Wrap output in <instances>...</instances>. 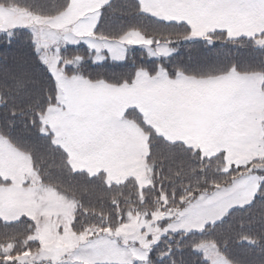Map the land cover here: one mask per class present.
Listing matches in <instances>:
<instances>
[{
	"label": "snow or ice",
	"instance_id": "1",
	"mask_svg": "<svg viewBox=\"0 0 264 264\" xmlns=\"http://www.w3.org/2000/svg\"><path fill=\"white\" fill-rule=\"evenodd\" d=\"M6 2L12 0H0V4ZM218 3L227 8L244 6L251 11L255 23L245 35L253 41L254 47L264 50V0H218ZM136 7L141 13L148 12L145 0H136ZM115 11L112 0H68L55 18L43 19L36 15L18 20L13 10L0 7V16L8 17L7 26L0 24V39L4 40L0 43V64L6 63L4 57L16 42L17 30L24 29L30 32V56L34 60L32 72L0 75V145L18 151L28 161L18 174H9L7 179L0 175V184L6 186L0 189L3 194L0 195V221L28 225L27 235L22 239H17L20 234L16 232L0 236V264H97L99 256L116 248L118 238L125 231L133 230L119 227L124 222L119 212L116 226L110 223L109 214L100 225L86 224L77 228L75 197L56 193L50 185L43 184L39 172L32 166V150H18L6 134L8 130L30 128L53 152L64 155L61 167L71 169L74 174L86 175L90 181L102 180L109 189L114 182L120 183L113 174L111 145L107 137L101 135L95 120L80 118L79 101L73 95L74 88L89 86L90 78L84 79L82 74L67 75L73 69L79 70L85 60L64 54L84 44L97 50L92 63L104 62L105 57L99 54V45L92 38L103 35L102 29ZM148 14L165 23H182L159 14ZM69 23L75 26L69 29L66 27ZM186 23L190 28L181 34L183 42L205 40L210 45L216 43L203 23L194 20ZM45 24L50 27H43ZM54 27L65 30L53 31ZM219 30L225 33V42L239 39L241 35L228 27ZM132 37L149 44L155 39L145 36L139 29H130L119 40L135 42ZM108 47L113 59L122 61L125 58L118 45ZM178 51L167 46L156 52L149 48L150 55L163 53L168 56ZM234 67L220 75L209 73L200 78L177 68L172 82L168 81L164 69V75L149 84L157 90V94L146 101L156 138L166 145L170 155L179 150L199 160V165L190 166L187 173H183V169H170L175 176L183 173L195 178L185 183L178 198L173 192L169 200L168 194L161 191L165 213L158 219L165 221L166 232L182 237L175 250L186 258L182 264H239L231 254L233 240L236 245L247 243L252 247L261 243L259 238L243 231V220L238 222L241 231L234 238L222 231L226 218L231 222L235 214L247 212L257 205L260 211L257 216L250 215L248 223L264 224V145L258 148L259 154L255 157L233 149L238 108L227 90L213 89L214 85L227 82ZM37 79L43 87L38 95H33L29 85ZM12 92L24 93L27 101L22 99L10 107L8 101ZM258 104L264 109V100ZM118 126V119L105 125ZM261 127L264 128V121H261ZM137 156L138 164L148 173L146 182L152 184L151 173L163 166V158L153 154L151 143L139 145ZM213 159L219 162L213 167L219 178L209 179L206 171ZM9 197L15 202L9 204ZM113 202L118 204L115 198ZM128 220L133 221L132 212L128 213ZM135 223L139 224V221ZM143 227L149 225L145 222ZM76 249H80L79 255H74ZM152 255L154 257L155 253ZM174 255L170 250L162 258L176 264Z\"/></svg>",
	"mask_w": 264,
	"mask_h": 264
},
{
	"label": "rangeland",
	"instance_id": "2",
	"mask_svg": "<svg viewBox=\"0 0 264 264\" xmlns=\"http://www.w3.org/2000/svg\"><path fill=\"white\" fill-rule=\"evenodd\" d=\"M54 1L55 8L50 13H34L26 10L18 0H12L11 3L6 2L5 4H0V7L13 10L16 13V18L18 20L36 15H40L43 19H52L59 15L63 6L68 2V0ZM197 1L198 0H145V3L148 5V9L151 8L160 11L159 13L164 11L170 13V16L186 18L188 20H194L198 23H203L209 28V30H214L217 27H228L233 32L239 31L241 34H245L247 31L251 30L252 27L246 26L248 23L245 19H243V23L245 25L234 22L236 20L234 18L236 15L239 17L246 16L254 19L251 11L246 7L240 6L238 8H227L220 6L219 3L214 0H208L209 3L203 4H199ZM112 3L114 5V0ZM75 18L76 13L73 14V20H75ZM218 18H226L228 21H222ZM253 22L255 23V20H253ZM7 23L8 17L0 16V24L7 26ZM74 26L75 25L71 23L66 25L69 29ZM43 27L49 28L50 26L45 24ZM52 30L63 32L65 28L54 27ZM17 32L16 41L21 39L23 32L27 34L26 38L30 39V32L27 29L17 30ZM98 37L99 35L92 38L94 43L99 45V51L105 50V47L101 45V41L96 40ZM101 40H103L102 36ZM135 40H137L136 37ZM127 41L124 40L120 42L123 47L122 50H124V44ZM0 43H4V40L0 39ZM88 49L91 51L94 50V48L90 49L89 47ZM69 54H73V56H80L83 53L81 51L76 52V50H73V52L69 50L65 53V55ZM21 61L22 59L20 56L15 57V63H19ZM19 67L20 69H23L22 64H20ZM72 73H74L73 70L69 71L67 75L69 77H73ZM88 74L91 75V71H89ZM161 77L162 76L159 70L153 72L152 76L142 75V72H140L139 81L135 85H127V87L132 88H124L126 92L112 90L107 86H99L100 84H96V81L90 82L89 86L86 88L77 87L73 90V95L79 101L80 118L82 120H95L97 122V129L101 132V135H105L107 137L111 145L110 153L112 155L114 166V176L120 182L123 178L133 176L134 179L132 187L135 190H143L145 188V177L148 173L142 170L138 164L137 147L139 145H147L148 140L147 136L143 133L144 131H142L135 122L124 117L123 111L125 107L136 105L145 112L147 122L150 121L151 114L148 111L146 101L155 96L157 94V90L149 87V84L154 80H159ZM255 77L259 79L256 75L238 74L231 76L227 82L222 83L226 86V88H234L235 92L232 99L238 101V103L234 101L238 108V114L236 121L237 126L234 133L233 149L238 150L243 155H247L249 157L257 156L259 154L258 148L264 145V128L261 127V121H264V109H261L259 104H256V101L254 100V97L257 94L256 91L261 90L260 84L256 81V79H254ZM168 81L172 82L169 79ZM218 85H214L213 89L217 90ZM29 88L32 89V83L29 85ZM223 90H225V88ZM20 94L26 97L24 93ZM103 99V102H99ZM113 119H118L120 126L105 127V125H110ZM13 157H16V154L12 149L4 145H0V173H3L6 178H8L9 174H18L24 167L21 162L17 163L16 167H11ZM163 180L164 178L162 177L160 182ZM100 181L103 184V181ZM101 183L99 182L98 193L95 188V184L93 185L92 182H87L84 178L74 180L73 194L82 199L81 211L78 212L76 210V214L79 217L76 225L77 228L86 224L100 225L104 217L109 216V214H111L109 218L110 223L113 226L117 225L118 221L116 220V216L113 217V212L116 211V208L107 201L110 196H113V194L108 195V189H103ZM115 184L117 183L114 182L113 185ZM4 187L6 186H2L0 189ZM120 194H124V192L121 191ZM130 197H120V202L130 204V202H132ZM151 197L152 199L147 201L146 207L158 198L156 191H153ZM161 201V199H158L155 203H160ZM7 202L12 204L15 201L9 197ZM154 206L148 207L146 208V211L140 213H135V210H132L131 208H129L128 211L125 210V215L123 217L124 222L121 223L119 227L121 229L132 228L133 230L125 231L118 238L116 248L106 251L99 256L97 264H122V262H126V264H146L148 261H150V264H170L168 259H163L162 257L167 254L166 251L168 250V247L173 246V244L169 242V238L164 239L165 237L161 236L162 232L164 234L166 233L165 230L163 231V225L166 223L163 219H158L164 216L165 206L158 208L151 213V209ZM129 212L133 213V221L131 222L128 220ZM101 213L104 215L102 216ZM136 221H139V224H136ZM145 222L149 225V227H143ZM136 228L139 230H135ZM2 232L5 233V231ZM11 232L20 234V230H11L10 233ZM181 240L182 239L178 237L175 245H178ZM77 253H80V249H76L74 255H78ZM152 253H155L154 257ZM132 257L134 260H132ZM84 259H87V257H84ZM136 261H138V263H135Z\"/></svg>",
	"mask_w": 264,
	"mask_h": 264
},
{
	"label": "trees",
	"instance_id": "3",
	"mask_svg": "<svg viewBox=\"0 0 264 264\" xmlns=\"http://www.w3.org/2000/svg\"><path fill=\"white\" fill-rule=\"evenodd\" d=\"M125 1V0H123ZM127 6L126 7H122L120 5L117 6V9L119 10L117 13H115L118 18L113 20L116 23V27H129V26H144L145 22L147 21V16L141 12H139L137 10L136 7V2L132 1V0H126ZM129 13H132L131 15H127ZM143 32L147 35V36H152L155 35V28H151L149 30H143ZM220 35V34H219ZM225 34L214 37L216 43L214 45H209L206 44L205 41H199L197 42H185V44H187L185 46V50L183 51L185 55H202L203 53L206 52H210L212 53L214 56L218 57V54L221 52L222 48H224V45L227 44V42H225L226 38H225ZM231 54H233V52H231ZM199 66L201 67H206V68H212L210 63L208 62H200ZM255 64H252V67H254ZM262 69H264V65H262ZM33 70H30V72H32ZM19 72V71H18ZM1 75V74H0ZM111 75V70H107L106 68L103 67H99V76L101 77H105V78H110ZM217 161H212V163L209 165L207 171H206V175L208 176V178H214L215 175L213 174V167L214 166H218V163H216ZM170 166L174 168V170L176 171H181V169H183V173H187L188 171L186 170V163L182 162V161H171L170 162ZM181 174L180 176H175L172 172L169 174V180L167 181V185H170V189H168L170 191V194L168 196L169 200L172 199V195L173 192H175L176 197L178 198L179 195L181 194L183 187L185 185V183L187 181H192L193 178L191 177V175H185V174ZM53 175L55 173H52ZM215 178H219V177H215ZM165 182V181H164ZM164 182H162V185L164 184ZM260 209H259V205L253 207L252 209L248 210L247 212L244 213H237L235 214V216L233 217V220L230 222V218H226L225 221L223 222L224 226H222V231L224 232V235L229 236V237H235L237 235V233L240 230L239 226H238V222L240 220H243L245 223V227L243 229L244 232H246L248 235H255V234H262V230H263V226L264 224H261L260 222H254L252 224L248 223V218L249 216H257L259 213ZM236 220L235 224L233 225L234 221ZM230 222V223H229ZM229 223V224H227ZM217 227H220V225L218 224ZM178 236L175 237V241L177 239ZM20 238H18L19 240ZM181 244V241L178 245ZM235 245V242L233 240L232 246L233 247ZM186 246V245H185ZM186 258H180V264H182L183 260ZM194 264V262H193Z\"/></svg>",
	"mask_w": 264,
	"mask_h": 264
}]
</instances>
